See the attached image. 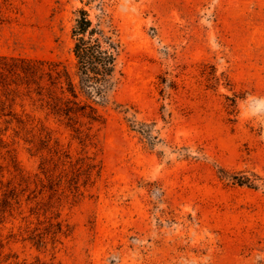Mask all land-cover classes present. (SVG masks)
<instances>
[{
	"label": "rangeland",
	"instance_id": "374dc122",
	"mask_svg": "<svg viewBox=\"0 0 264 264\" xmlns=\"http://www.w3.org/2000/svg\"><path fill=\"white\" fill-rule=\"evenodd\" d=\"M81 8L118 80L92 126L0 117V264H264V0H0V55L72 69Z\"/></svg>",
	"mask_w": 264,
	"mask_h": 264
},
{
	"label": "trees",
	"instance_id": "16d2710c",
	"mask_svg": "<svg viewBox=\"0 0 264 264\" xmlns=\"http://www.w3.org/2000/svg\"><path fill=\"white\" fill-rule=\"evenodd\" d=\"M72 37V69L52 59L0 55V117L11 116L6 122L23 123L13 112L15 101L21 98L68 123L92 126L102 122L99 106L118 80L119 35L109 20L101 17L94 22L81 8Z\"/></svg>",
	"mask_w": 264,
	"mask_h": 264
}]
</instances>
